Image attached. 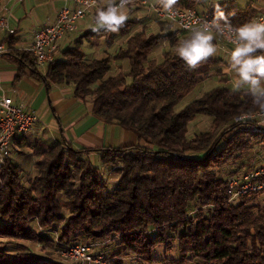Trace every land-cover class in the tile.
I'll list each match as a JSON object with an SVG mask.
<instances>
[{"label": "trees", "instance_id": "obj_1", "mask_svg": "<svg viewBox=\"0 0 264 264\" xmlns=\"http://www.w3.org/2000/svg\"><path fill=\"white\" fill-rule=\"evenodd\" d=\"M198 1L178 0V8L196 10ZM221 8L235 26L258 15L253 7L241 10L224 3ZM214 11L209 13L212 18ZM136 28L135 21H127L118 33L88 32L60 52L44 76L35 56L18 51L17 41L9 39V52L22 65L17 81L29 68L48 87H73L75 98L91 102L99 119L135 134L145 146L100 151L102 167L119 176L112 192L89 158L92 151L76 150L64 140L50 148L36 142L38 175L30 187L22 181L20 166L9 159L0 175V239L46 247L55 242L50 231L64 223L61 240L67 246L92 243L99 249L101 243L119 239V256L106 255L112 264H125L122 256L158 264L155 249L164 246L170 253L175 244L178 264H264V206L258 204L264 192L230 204L224 182L250 166L244 161L236 169L234 164L255 151L264 153V128L262 133H251L257 129L255 122H237L243 113L264 112L245 91L233 90L228 79L178 111L184 99L212 75L224 76L215 71L219 61L208 59L189 68L178 57L180 39L172 34L164 61L158 63L151 55L164 36L148 35L145 30L134 33ZM92 36L96 39L90 42L87 38ZM116 36L126 40L116 57L87 59L85 41L95 48L105 37L112 46ZM124 60L129 61L130 71L113 75L114 62ZM197 117H210L213 122L193 141L189 133ZM67 159H79V164ZM227 167L233 169L224 173ZM33 222L41 232L32 229ZM62 261L29 253L11 257L0 251V264H68Z\"/></svg>", "mask_w": 264, "mask_h": 264}, {"label": "crops", "instance_id": "obj_2", "mask_svg": "<svg viewBox=\"0 0 264 264\" xmlns=\"http://www.w3.org/2000/svg\"><path fill=\"white\" fill-rule=\"evenodd\" d=\"M152 2L160 6L158 0H153ZM213 2L214 0H199L196 10L210 13L214 8L212 6ZM220 3H231L241 10L253 7L257 11V16H264V0H220ZM65 6L72 7L73 0H24L22 4L14 1L0 0V12L7 15L9 29L15 31L11 35L7 31L0 29V45L4 44L6 46V52L0 55V100L4 97H11L18 105H28L27 108L34 111L38 118V122L32 131L17 139L21 152L15 154L11 160L20 166L25 185L31 184L38 175L36 169L38 158L34 155L36 142L40 141L44 144L45 148H50L64 140L76 150L86 149L92 151L90 153V160L95 166L100 168V174L103 178L107 177L105 179L108 181L107 187L109 192H112L117 187L119 176L114 175L115 173L113 172L110 173L108 169L102 167L100 151L117 150L132 146L144 147L145 143L139 141L135 134L124 128L107 124L105 121L99 119L93 112L94 105L91 102L75 98L73 87L66 88L53 85L48 87L44 81L32 76L29 68H26V76L17 81L16 77L22 65L17 58L10 54L8 49L9 39L14 38L17 41L16 49L18 51L31 53L30 49L34 43L35 32L48 24L54 23L59 11ZM121 11L128 16L127 21L139 23L134 33L145 30L148 35L162 34L164 36L159 47L151 55V59L156 60L158 63L164 61V53L169 49L170 35L176 34L180 40L189 36L187 34H179L177 31H171L165 23L157 22L147 8L131 5ZM85 22L83 21L80 25H85ZM93 22L96 24L94 20ZM88 32L93 33L92 31H87L85 34ZM73 35L74 33L68 35L60 43L61 52L76 41ZM114 38L112 46H109L105 39L103 42L101 41L99 46L93 48L95 49V51L93 50V54H86L87 59L89 61L106 59L112 57V52L115 54L114 57H116L117 52L125 47L126 40L118 36ZM165 41H167V45H165ZM214 42L217 46V53L209 59L219 61L215 71H221L225 76L224 79H228L233 84L237 79L236 73L234 71H224L230 61L233 48L225 42H220L217 37ZM120 64L125 67L126 72L130 71L131 67L128 60L115 61L113 66ZM46 72L39 70V73L43 76ZM212 77H217V75H212L209 79ZM221 85H223V81L218 86ZM185 108L186 106L179 105L178 111H182ZM212 122L213 120L211 119L210 126ZM261 126L264 128V120L261 121ZM196 134L192 135L190 131L189 138L194 141ZM263 158L264 153L255 151L244 161L250 162V166H253ZM108 173L109 176H107ZM64 198V196H61L62 202L66 201ZM31 227L37 233L41 232L37 222H33ZM58 227L59 225H55L53 229L59 230ZM23 242V244L13 245V250L18 248L27 251L31 255L41 256L54 262H61L56 260L52 253L42 255L37 252L39 248L42 251L45 250V244ZM99 250L105 252L108 256L115 254V250L111 249L110 245L107 249L101 247ZM120 250H122L121 246Z\"/></svg>", "mask_w": 264, "mask_h": 264}, {"label": "built area", "instance_id": "obj_3", "mask_svg": "<svg viewBox=\"0 0 264 264\" xmlns=\"http://www.w3.org/2000/svg\"><path fill=\"white\" fill-rule=\"evenodd\" d=\"M1 1H14L19 4L24 2V0ZM107 3L108 0H95L94 4L88 6L87 0H73V6L63 7L54 23L37 30L30 51L37 60L38 69L47 71L60 53V43L68 35L77 32L80 21L91 17L96 22L97 10L106 8ZM131 5L149 9L157 22L171 25L176 28L179 34L190 35V28L196 27L205 19H212L209 13L180 8L177 9L175 16H169L160 10V6L153 4L152 0H131L125 8ZM0 29L11 35L15 33L9 29L8 17L3 12H0ZM214 35L220 42H225L232 48L235 47L234 38L230 37L227 32L224 35L218 33H214ZM5 52L6 46L0 45V55ZM244 120L255 122L257 125L255 130L263 132L261 121L264 120V113L246 116ZM244 120L238 118L237 122ZM37 122L38 118L35 112L25 105L16 104L11 97H4L0 100V171L9 159L21 152L17 139L31 132ZM224 182L227 186L230 204H238L250 194L264 192V163L247 172L227 176L224 178ZM98 246V244L88 243L73 244L64 248L60 255L65 261L74 264H112L106 255L95 252Z\"/></svg>", "mask_w": 264, "mask_h": 264}, {"label": "clouds", "instance_id": "obj_4", "mask_svg": "<svg viewBox=\"0 0 264 264\" xmlns=\"http://www.w3.org/2000/svg\"><path fill=\"white\" fill-rule=\"evenodd\" d=\"M131 0H108L106 8L97 10L94 32L101 30L118 33L125 26L128 16L122 12ZM95 0H87L88 6ZM160 10L169 16H175L178 0H158ZM215 9L211 20L205 19L196 27L190 28V35L178 41L176 51L178 57L191 68L212 58L217 53L215 35L225 32L234 38L235 47L224 71H234L237 79L233 82V90H243L252 97L253 105L264 112V16L253 17L239 26H235L229 15L221 8L220 0H214ZM103 42L105 37H100ZM167 45V41H165ZM248 113H243L244 120Z\"/></svg>", "mask_w": 264, "mask_h": 264}, {"label": "rangeland", "instance_id": "obj_5", "mask_svg": "<svg viewBox=\"0 0 264 264\" xmlns=\"http://www.w3.org/2000/svg\"><path fill=\"white\" fill-rule=\"evenodd\" d=\"M139 7H142V6H139ZM83 21H86L85 22L86 24L81 26L80 23H82ZM136 24H137V27H138L139 23L136 22ZM165 25L167 27H169L171 31L172 30L174 32L176 31V28L172 27L171 25L166 24V23H165ZM95 27H97V25L93 22L92 18L91 17H87L85 20H82V21H80L78 23V30H77V32L74 33L73 36H74V38L76 40H80L82 37H84V34L87 31L94 32L92 29L95 28ZM90 35H95V33L94 34H90ZM87 39L90 40V42H92L96 38H95V36H92V37L87 38ZM73 45H75V43H73ZM93 50L95 51V49H93V47L89 46L88 42L85 41V45L83 47L84 53L87 54V55H90V54H93ZM111 56H112L111 58H114L115 54L112 52ZM119 72L128 73V72L125 71V67H123V65H121V64L117 65V66L114 65L112 74L115 75V74H118ZM224 77L225 76H221L220 77V76L217 75V77H212L211 79L206 80L204 83L199 85L190 95H188L184 99V101L182 102L181 106L191 105L194 102H196L197 100H199L200 98H202L207 92H210L213 89L219 87L218 85L220 83L222 84V81L224 80ZM47 101H48V104H49L48 98H47ZM25 106L27 107L28 105H25ZM211 119L212 118H210V117H207V118L197 117V120L194 123H192V125H191V130H190L191 134L193 135V134H196V133L207 132L210 129ZM250 132L251 133H262V132L256 131L255 129L252 130V131L250 130ZM34 149H35V147H34ZM83 158H88V157H87V155H85V156H83ZM89 158H90V154H89ZM246 158H249V156L248 157L246 156ZM246 158H244L243 160H241V161L237 162L236 164H234L233 167H236V169H237L242 162L244 163V160ZM78 161H79V159L77 160V162L75 160H68V162L71 163V164H79ZM263 163H264V159H261L257 164H254L253 166H250V167L246 166L245 168H243L240 171H242L241 173L247 172L249 170L257 168L259 165H261ZM232 169L227 167L226 168L227 171H225L224 173L230 172V171H232ZM110 173H112V171H110ZM0 175H1V171H0ZM114 175H116V174H114ZM107 176H109V173L107 174ZM106 178L107 177L105 176V179ZM22 181H23V179H22ZM34 181L35 180H33L31 184H28L26 186L30 187L34 183ZM104 181L107 184L108 181L107 180H104ZM0 186H1V181H0ZM64 199L67 200L66 198H64ZM258 204L261 205L262 207L264 206V195L261 196V198L258 201ZM197 210H198V208H196V209L194 208L193 212L197 213ZM205 211H208V208L205 209ZM65 214H66V218H68L69 217L68 213L65 212ZM57 225H59V227H58L59 230L58 229H52V231H50V233H49V235H50L49 237L50 238L54 237V239H56V241L53 242V243L52 242H48V244L46 243L47 246L44 248L45 250L42 251L39 248L37 250V252H39L42 255H46V254L52 253V255L55 257L56 260H58V261H62L63 260L64 263L74 264V263H70V262L65 261L63 259V256L60 255L61 252L63 251V249L68 247V246H67V244L65 242H63L61 240V237H62V235L64 233V230H65V224L62 223V224H57ZM23 243L24 242L21 241V240L0 239V251H3L5 253H7L11 257H15V256L20 255V254H28L27 251H23L22 249L16 248V249L13 250V247H14L13 245H16V244L19 245V244H23ZM88 244H92V243H88ZM109 245H110L111 249L115 250L114 251L115 254H113L112 257H114V256L118 257L119 256L118 254L122 251V250H120L119 239H117L116 237H113V238L109 239L108 241H106L104 243H101V246H103L106 249L108 248ZM16 247H18V246H16ZM95 252L98 253V254L102 253V254L106 255L105 252H102L99 249H97V250L95 249ZM153 256H154L155 259L159 260L158 264H178L177 262L180 260V252H179L178 244H175L174 250L172 252H170V253L166 252L164 246H160L157 249H155V251L153 253ZM122 257H123V261H124L123 263H125V264H144L140 259H138L136 257H126V256H122ZM186 264H196V262H193V261L188 262L187 261Z\"/></svg>", "mask_w": 264, "mask_h": 264}]
</instances>
